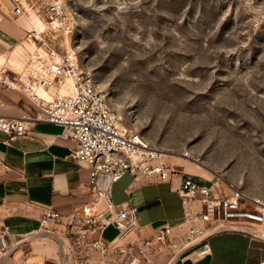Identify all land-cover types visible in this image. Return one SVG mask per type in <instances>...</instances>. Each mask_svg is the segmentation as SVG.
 <instances>
[{"label":"rangeland","instance_id":"obj_1","mask_svg":"<svg viewBox=\"0 0 264 264\" xmlns=\"http://www.w3.org/2000/svg\"><path fill=\"white\" fill-rule=\"evenodd\" d=\"M19 2L171 165L264 200V0ZM56 3L63 13L51 18Z\"/></svg>","mask_w":264,"mask_h":264},{"label":"built area","instance_id":"obj_2","mask_svg":"<svg viewBox=\"0 0 264 264\" xmlns=\"http://www.w3.org/2000/svg\"><path fill=\"white\" fill-rule=\"evenodd\" d=\"M63 9L61 3L53 4L48 15L57 18ZM14 11L24 13V5L19 2ZM11 56L15 60L6 58L0 64V82L25 92L38 110L19 117L0 114V131L7 134L5 143L21 138L28 122L61 125L65 129L62 137L74 143L69 157L91 170L88 202L70 214L47 206L40 216L41 231L61 236L64 264H169L185 247L198 241L180 253L176 264L189 250L197 259L212 255L210 238L222 232H241L264 241L234 230L252 227L264 232V200L219 178L203 182L176 169L141 130L123 123L94 74L81 68L73 55H60L45 41L43 30L34 27L28 31ZM184 156L196 160L189 151ZM127 173L135 180L179 179L182 220L175 226L163 224L148 230L140 224L136 206L115 203L113 185ZM60 225L63 229L59 230ZM111 225L118 231L113 241L104 237ZM214 230L217 233L207 237ZM9 236V228L1 224L0 257L14 245ZM59 259L61 264L60 252Z\"/></svg>","mask_w":264,"mask_h":264},{"label":"crops","instance_id":"obj_3","mask_svg":"<svg viewBox=\"0 0 264 264\" xmlns=\"http://www.w3.org/2000/svg\"><path fill=\"white\" fill-rule=\"evenodd\" d=\"M18 0H0V64L11 60L34 22L24 13H15ZM15 50V51H13ZM11 57V58H10ZM0 114L19 117L34 114L38 107L23 91L0 82ZM64 127L49 122H28L27 132L11 144L0 131V225L9 228L15 244L40 234L16 248L5 264H60L57 240L40 230L44 207L70 214L90 200V168L69 157L74 143L62 137ZM196 173H203L196 168ZM167 181L135 180L125 174L113 185L115 203L129 202L139 211V222L151 230L163 224L177 225L184 210L177 190ZM59 230L63 226H58ZM114 226H109L108 228ZM116 229V228H115ZM213 254L197 259L187 251L176 264H262L264 241L241 232H222L210 238Z\"/></svg>","mask_w":264,"mask_h":264},{"label":"water","instance_id":"obj_4","mask_svg":"<svg viewBox=\"0 0 264 264\" xmlns=\"http://www.w3.org/2000/svg\"><path fill=\"white\" fill-rule=\"evenodd\" d=\"M231 228L225 229V230H230ZM234 230H242L248 234H251L253 236H256L262 240H264V232L257 230L255 228L252 227H243L241 229H234ZM43 233L48 234L52 237H54L58 244H59V252H60V256H61V264H64V250H63V240L61 238V236H59L57 233L55 232H50V231H43ZM217 233V230L212 231L211 233H209V235H207V237L212 236L213 234ZM40 234L36 233V234H32L30 236H27L25 238H23L22 240H20L19 242L15 243L2 257H0V264H5L7 262V260L9 259V257L11 256V254L14 252V250L16 248H18L22 243H24L25 241H29V240H33L35 239L37 236H39ZM198 242V241H197ZM197 242L191 243L189 244L187 247H185L181 252H179L172 260L169 264H174L176 258L180 255V253H182L183 251H185L186 249H188L189 247L195 245Z\"/></svg>","mask_w":264,"mask_h":264},{"label":"bare ground","instance_id":"obj_5","mask_svg":"<svg viewBox=\"0 0 264 264\" xmlns=\"http://www.w3.org/2000/svg\"><path fill=\"white\" fill-rule=\"evenodd\" d=\"M33 21L38 25V24H40L41 25V20H40V18L39 17H35V18H33ZM70 83H71V80L70 79H68L67 80V85L69 84L70 85ZM42 92V94H45V92H43V91H41ZM194 160V159H193ZM196 161H198L197 159H196Z\"/></svg>","mask_w":264,"mask_h":264}]
</instances>
